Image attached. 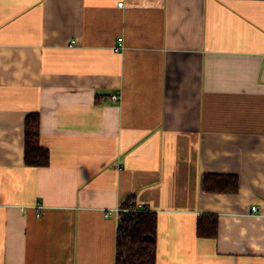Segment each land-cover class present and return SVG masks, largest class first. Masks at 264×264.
<instances>
[{
	"label": "crops",
	"instance_id": "obj_1",
	"mask_svg": "<svg viewBox=\"0 0 264 264\" xmlns=\"http://www.w3.org/2000/svg\"><path fill=\"white\" fill-rule=\"evenodd\" d=\"M129 198L157 264H264V0H0V264H116Z\"/></svg>",
	"mask_w": 264,
	"mask_h": 264
},
{
	"label": "trees",
	"instance_id": "obj_2",
	"mask_svg": "<svg viewBox=\"0 0 264 264\" xmlns=\"http://www.w3.org/2000/svg\"><path fill=\"white\" fill-rule=\"evenodd\" d=\"M40 119L38 114H29L25 121V165L28 167H48L51 155L41 146ZM215 177L206 175L205 190L224 192L226 185L230 191L237 188V178H230L219 190L208 183ZM212 184V185H211ZM215 186V185H214ZM236 188L234 189V187ZM126 212H120L117 227L116 264H157V215L138 208L132 198L121 206ZM217 219L204 215L198 221L197 233L202 238H214L218 233Z\"/></svg>",
	"mask_w": 264,
	"mask_h": 264
},
{
	"label": "built area",
	"instance_id": "obj_3",
	"mask_svg": "<svg viewBox=\"0 0 264 264\" xmlns=\"http://www.w3.org/2000/svg\"><path fill=\"white\" fill-rule=\"evenodd\" d=\"M118 6H119V7H122V6H123V3H119ZM122 42H123V39H119V44H121ZM121 49H123V47H121V45H120V47L117 48V51H118V50L120 51ZM111 98H112L113 100H115V101H118V100H119V97L116 96V95L112 96ZM253 210L256 211L257 209L254 207ZM116 211H117V212H116L117 214H120V212H126V211L123 210V209H121L120 212H119V210H116ZM112 215H113V214H112ZM114 215H115V214H114ZM105 216L108 217L109 214H107V215H105Z\"/></svg>",
	"mask_w": 264,
	"mask_h": 264
},
{
	"label": "rangeland",
	"instance_id": "obj_4",
	"mask_svg": "<svg viewBox=\"0 0 264 264\" xmlns=\"http://www.w3.org/2000/svg\"><path fill=\"white\" fill-rule=\"evenodd\" d=\"M121 209H122L121 206H119L118 208H116V209L113 210L112 212H107V214H109V216H111L112 214H115V216L118 217L119 214L116 213V212H117L116 210H119V212H120ZM107 214H106V215H107Z\"/></svg>",
	"mask_w": 264,
	"mask_h": 264
}]
</instances>
